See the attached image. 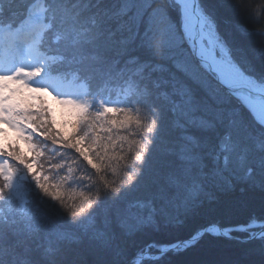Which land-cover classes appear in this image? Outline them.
Returning <instances> with one entry per match:
<instances>
[{
    "label": "snow or ice",
    "instance_id": "1",
    "mask_svg": "<svg viewBox=\"0 0 264 264\" xmlns=\"http://www.w3.org/2000/svg\"><path fill=\"white\" fill-rule=\"evenodd\" d=\"M0 124V264H264V0H0Z\"/></svg>",
    "mask_w": 264,
    "mask_h": 264
},
{
    "label": "trees",
    "instance_id": "2",
    "mask_svg": "<svg viewBox=\"0 0 264 264\" xmlns=\"http://www.w3.org/2000/svg\"><path fill=\"white\" fill-rule=\"evenodd\" d=\"M254 3H260L262 0H252ZM240 23H243L242 18H238L234 16L232 13L222 10L221 11V19H220V30L225 34L229 35L231 37H234L236 40L242 42V43H248L250 42L251 38L241 36L238 31V25ZM25 94H27V90H24ZM46 96V95H45ZM48 105L51 107V104L49 103L47 99ZM52 108V107H51ZM52 118H55V111L52 108ZM69 129H71L72 121L69 120ZM1 128V127H0ZM8 134V132H7ZM14 137V136H13ZM10 140V138H8ZM16 139V138H15ZM18 142V141H16ZM18 143H23V141H19ZM24 144V143H23ZM23 149V148H22ZM220 199L221 203L223 205L228 204H234L233 210L230 212H221L213 217H210L212 219L219 220L221 223L225 225H233V224H243L250 218L251 215L260 214V209L258 205V198L259 193H246L245 197H241V194L239 193V190L231 193H221ZM249 196H255L257 203L251 204L248 207L241 206L239 204H235V202L239 199H245ZM186 235V233L182 230L176 229L173 230L171 233L168 234H158L153 236H147L143 237L137 240L136 245L131 246L129 248V253L135 252L138 247L143 246L146 242H149L153 239H158L161 241L169 240L174 237H179ZM239 235V234H238ZM246 247H252V245H244L241 244L238 240H219V241H205L202 243L199 249L190 252L187 254L186 258L188 259H197V260H203L208 262V264H213L215 261L225 260L232 256L237 251L246 248ZM144 264H153V261L146 260ZM156 264H168L167 260H162L159 262H156Z\"/></svg>",
    "mask_w": 264,
    "mask_h": 264
},
{
    "label": "rangeland",
    "instance_id": "3",
    "mask_svg": "<svg viewBox=\"0 0 264 264\" xmlns=\"http://www.w3.org/2000/svg\"><path fill=\"white\" fill-rule=\"evenodd\" d=\"M45 95L49 103L51 104V107L55 111L56 115L54 120L56 121L57 126L62 127L64 131H71V129H69V120L73 121L75 119V116L70 106L60 105L57 101L53 100L51 96H47V94ZM0 127L6 129V131L8 132V138H10V140L16 141V133L14 130L8 128V126L4 124H0ZM20 146L24 149L25 152H27V148L23 143H21Z\"/></svg>",
    "mask_w": 264,
    "mask_h": 264
}]
</instances>
